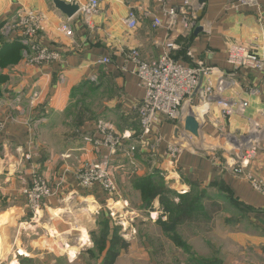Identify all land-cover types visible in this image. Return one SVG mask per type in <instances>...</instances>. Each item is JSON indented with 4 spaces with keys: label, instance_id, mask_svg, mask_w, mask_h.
Returning <instances> with one entry per match:
<instances>
[{
    "label": "crops",
    "instance_id": "0c3cea01",
    "mask_svg": "<svg viewBox=\"0 0 264 264\" xmlns=\"http://www.w3.org/2000/svg\"><path fill=\"white\" fill-rule=\"evenodd\" d=\"M65 1H75L81 7L87 0ZM231 1L204 0L200 6L193 0L194 26L184 31L180 20L168 27L164 15L165 6L182 5L184 0H167L166 5L157 0H101L98 12L88 19L80 10L68 18L52 0H0V49L4 44L20 43L19 59L0 67V119L4 121L0 134V264H21L35 258L44 260L42 264H57L60 255H68L67 247L75 250L74 257L81 250L82 232L88 237V228L84 223L75 224L64 213L69 198L97 208L101 203L112 213L119 208V213H113L117 215L135 214L138 206L132 202L141 199L134 180L149 176L171 182L182 192L196 185L225 197L247 208L253 222L264 231V195L228 167L235 161L231 156L235 143L246 137L259 143L246 170L264 180V119L260 114L264 73L235 70L227 62L231 44L251 45L264 55V23L258 22L252 9H231ZM258 1L264 7V0ZM28 10L43 17V29L35 41L62 53V60L32 64L30 47L16 33L1 32L13 16ZM130 10L136 17L134 27L125 21ZM154 18L160 19L161 25L155 26ZM64 24L69 35L61 30ZM132 49L146 61L167 51L183 66L202 64L218 74L234 72V83L221 95L246 100L248 107L224 118L214 103L207 110L198 108L202 106L198 96L191 105L184 103L200 124V138L191 140L206 146L200 147L201 151L184 149L171 159L166 147L175 138L173 123L161 118L151 133L141 136L136 107L144 89L134 64L126 58ZM103 57L110 62H99ZM204 80L202 77V86ZM82 94L95 100L91 109L95 114L77 122L71 110ZM252 123L257 125L252 127ZM102 125L124 137L113 152L100 144ZM131 146L134 150L128 152ZM85 163L108 165L117 185L114 198L102 194L99 187L79 186L75 175ZM33 173L52 186L63 181L35 211L26 206L22 193L31 184ZM155 203L157 206L158 201Z\"/></svg>",
    "mask_w": 264,
    "mask_h": 264
},
{
    "label": "built area",
    "instance_id": "2783aa9c",
    "mask_svg": "<svg viewBox=\"0 0 264 264\" xmlns=\"http://www.w3.org/2000/svg\"><path fill=\"white\" fill-rule=\"evenodd\" d=\"M157 1L163 5H166L167 2V0ZM100 3L101 0H87L79 10L88 19L98 12ZM230 8L235 11L252 9L257 14L258 22L264 23V7L258 0H232ZM164 15L168 27H174L180 20L184 31H189L193 28L195 20L193 0H184L182 5L178 6H165ZM125 21L130 27L136 25V17L132 10L128 11ZM153 24L155 26L161 25V20L154 18ZM42 29L43 17L33 10H28L23 12L22 15L13 16L2 26L1 32L5 35L16 33L18 38L30 47L33 51L30 57L32 64L40 65L62 60V53L42 47L35 41L38 32ZM61 30L66 35L70 34L67 24L62 25ZM170 46L171 44H168V47ZM126 58L134 64V72L138 77L139 85L144 89V96L136 107L141 136L151 133L161 118L169 120L178 128L188 114L184 103L191 105V100L197 96L202 101V107H205V110L208 109L210 103H214L219 107L220 115L224 118L233 114H241L248 107V101L246 100L236 101L221 95L225 88L234 83V72L218 74L213 68L202 64L196 67L183 66L172 59L167 51L155 60L146 61L140 58L136 49H132ZM99 62L109 63L110 60L103 57ZM227 62L235 70L246 68L264 73V55H260L251 45L231 44L227 50ZM213 76H217L215 83L212 80ZM202 77L205 78L203 86ZM260 114L264 119V107ZM252 124V127L257 125L256 123ZM3 129L4 121L0 119V134ZM100 132L104 135V139L100 141V144L108 147L112 152L117 149L124 138L104 125L100 126ZM184 136L187 140L184 139ZM242 138L240 141L237 140L235 147L232 149L231 156L235 161L228 167L235 175L245 178L255 190L264 195V181L259 180L258 176L252 173H245L246 164L255 157L259 143L257 141L252 142L246 137ZM191 139L192 137L189 134L182 133L181 139H174L168 143L166 153L171 159H175L187 148L198 151L204 150L192 143ZM133 150L134 147L131 146L128 152ZM217 160L214 157V161ZM112 177L107 164L85 163L80 171L76 173L75 180L79 186L85 188L98 184L106 191L108 196H113L117 193V185ZM60 183L62 185L63 181H59L55 186H52L41 175L33 173L31 184L22 192L25 196L26 206L31 210L38 209L44 199L53 196L61 187Z\"/></svg>",
    "mask_w": 264,
    "mask_h": 264
},
{
    "label": "rangeland",
    "instance_id": "374dc122",
    "mask_svg": "<svg viewBox=\"0 0 264 264\" xmlns=\"http://www.w3.org/2000/svg\"><path fill=\"white\" fill-rule=\"evenodd\" d=\"M78 96L71 110L77 116V122L92 118L95 112L91 109L95 100L90 101L91 98L87 99L85 94ZM191 141L196 146H206H200L196 140ZM245 173L251 174L247 170ZM258 178L264 181L261 177ZM59 185L63 186L61 183ZM91 187H99L101 193L106 195V191L98 184ZM157 189L164 191L165 199L171 202L169 206L162 204L158 195L142 200L138 190L141 202L138 199L132 202L138 206L134 207L135 214L125 212L117 215L113 213H119V208L118 211L112 210V213L101 203L97 208L69 198L64 213L75 224H86L88 237L85 233V241L81 238V250L78 254L74 257L62 254L57 258V264H103L113 234L128 243L126 248L116 245L118 255L113 264H264V242L261 241L264 231L253 222L247 208L234 205L225 200V197L205 192L203 200L208 205H204L205 213L197 214L192 221L171 226V218L180 202L176 194L185 192L171 182L154 185L153 190ZM132 197L135 198L134 195ZM108 198H114V195H109ZM155 201H158L157 206ZM185 201L186 199L183 200ZM101 235L106 243L103 250L99 251L97 240ZM29 260L30 262L22 260L21 264L44 263L40 258Z\"/></svg>",
    "mask_w": 264,
    "mask_h": 264
},
{
    "label": "trees",
    "instance_id": "16d2710c",
    "mask_svg": "<svg viewBox=\"0 0 264 264\" xmlns=\"http://www.w3.org/2000/svg\"><path fill=\"white\" fill-rule=\"evenodd\" d=\"M1 37V36H0ZM16 42H19L16 40ZM14 44V43H13ZM20 43L14 45H3L0 49V67L7 66L8 64H13L19 59ZM1 79V78H0ZM162 182L161 178H156L154 176L138 178L134 180V186L140 191L142 200L152 198L156 195L159 196L160 202L169 206L167 199H165L164 191L161 189L153 190L154 185H160ZM197 190V192H195ZM206 191L202 190L199 186L191 185L190 191L182 194H176L180 202L177 203L176 209L174 210L173 217L171 218V226L177 223H184L185 221H192V218L198 215H203L205 213L204 205L208 207L206 202L204 203V198L206 196ZM107 195V194H106ZM183 202V200H185ZM207 211V210H206ZM172 229V228H171ZM106 240L101 235L97 240L98 250H103ZM111 246L108 249L107 257L103 260V264H113L118 252L115 250L116 245L121 248H126L128 243L122 240L118 235L113 234L110 239ZM96 244V242H95ZM23 261L30 262L29 259H24Z\"/></svg>",
    "mask_w": 264,
    "mask_h": 264
},
{
    "label": "water",
    "instance_id": "95a60500",
    "mask_svg": "<svg viewBox=\"0 0 264 264\" xmlns=\"http://www.w3.org/2000/svg\"><path fill=\"white\" fill-rule=\"evenodd\" d=\"M55 7L63 13L68 18L72 17L79 11V5L75 1L67 2L65 0H52ZM204 3V0H198V4L202 6ZM199 10V15L200 16ZM200 27H197L196 30H199ZM182 133H187L193 136L196 139H199L200 137V124L194 114L192 112H189L183 119L182 125H180L178 128L174 131V139H181Z\"/></svg>",
    "mask_w": 264,
    "mask_h": 264
},
{
    "label": "bare ground",
    "instance_id": "6f19581e",
    "mask_svg": "<svg viewBox=\"0 0 264 264\" xmlns=\"http://www.w3.org/2000/svg\"><path fill=\"white\" fill-rule=\"evenodd\" d=\"M198 108H200V109H204L205 107H202V106H199ZM198 116H201V114H198ZM181 136H182V134H181ZM184 139L185 140H187V138L184 136ZM83 234H82V241H85V238H86V235H85V232H82ZM57 244V243H56ZM60 244V243H59ZM67 250H68V255L70 256V257H73V254H74V252H75V250L73 249V248H66Z\"/></svg>",
    "mask_w": 264,
    "mask_h": 264
}]
</instances>
